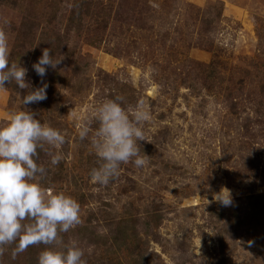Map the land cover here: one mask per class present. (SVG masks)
<instances>
[{
    "label": "rangeland",
    "instance_id": "1",
    "mask_svg": "<svg viewBox=\"0 0 264 264\" xmlns=\"http://www.w3.org/2000/svg\"><path fill=\"white\" fill-rule=\"evenodd\" d=\"M0 29L9 63L31 88L48 85L26 107L66 137L57 165L39 152L40 182L76 199L81 217L53 245L15 257L4 245L0 264H38L72 241L86 264H264V0H0ZM44 48L63 60L40 77ZM27 91L0 88V124ZM116 96L149 111L148 163H122L99 185L78 130ZM222 187L231 206L213 199Z\"/></svg>",
    "mask_w": 264,
    "mask_h": 264
},
{
    "label": "clouds",
    "instance_id": "2",
    "mask_svg": "<svg viewBox=\"0 0 264 264\" xmlns=\"http://www.w3.org/2000/svg\"><path fill=\"white\" fill-rule=\"evenodd\" d=\"M62 60L63 56L55 57L51 49L44 48L33 68L44 77L49 67L55 69ZM26 73L27 69L18 62L9 63L7 36L0 29V88L14 82L19 89L28 90L21 98L25 108L12 112L8 121L0 124V253L4 245L15 244L13 257L32 245H53L59 233L68 232L81 222L76 199L46 189L40 182L47 169L37 162L39 152L48 151L50 164L57 165L63 159L59 149L66 137L60 130L42 123L26 107L47 99L48 87L44 83L31 88ZM123 102L122 96L104 100L95 108L91 121L78 130L80 140L90 138L98 158L90 177L99 185H107L118 176L122 163L131 161L137 167L148 163L146 155L140 154L138 142L144 141L143 123L149 119V111L143 101L131 110ZM213 199L225 207L233 203L231 191L226 187L215 193ZM84 256V250L72 241L63 250L42 249L38 264H86Z\"/></svg>",
    "mask_w": 264,
    "mask_h": 264
}]
</instances>
